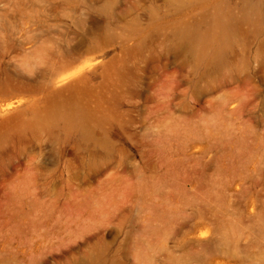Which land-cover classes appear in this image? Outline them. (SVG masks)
<instances>
[{
  "label": "rangeland",
  "instance_id": "rangeland-1",
  "mask_svg": "<svg viewBox=\"0 0 264 264\" xmlns=\"http://www.w3.org/2000/svg\"><path fill=\"white\" fill-rule=\"evenodd\" d=\"M0 264H264V0H0Z\"/></svg>",
  "mask_w": 264,
  "mask_h": 264
}]
</instances>
